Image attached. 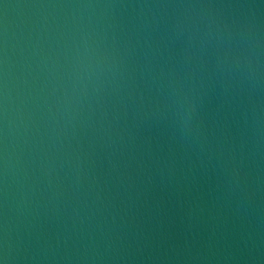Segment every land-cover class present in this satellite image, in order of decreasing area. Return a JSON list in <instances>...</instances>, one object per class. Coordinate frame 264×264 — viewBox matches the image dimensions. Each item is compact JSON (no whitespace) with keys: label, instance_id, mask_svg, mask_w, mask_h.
Returning a JSON list of instances; mask_svg holds the SVG:
<instances>
[{"label":"water","instance_id":"95a60500","mask_svg":"<svg viewBox=\"0 0 264 264\" xmlns=\"http://www.w3.org/2000/svg\"><path fill=\"white\" fill-rule=\"evenodd\" d=\"M0 264H264V0H0Z\"/></svg>","mask_w":264,"mask_h":264},{"label":"clouds","instance_id":"9594fccd","mask_svg":"<svg viewBox=\"0 0 264 264\" xmlns=\"http://www.w3.org/2000/svg\"><path fill=\"white\" fill-rule=\"evenodd\" d=\"M195 101L194 100H188L185 98L181 104H180V110L178 112V118L180 122L184 125L187 126L188 123L192 119V115L195 112Z\"/></svg>","mask_w":264,"mask_h":264}]
</instances>
